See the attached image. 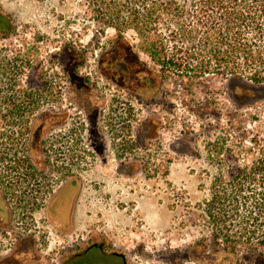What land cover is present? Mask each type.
I'll return each instance as SVG.
<instances>
[{"label":"flooded vegetation","instance_id":"af4514ba","mask_svg":"<svg viewBox=\"0 0 264 264\" xmlns=\"http://www.w3.org/2000/svg\"><path fill=\"white\" fill-rule=\"evenodd\" d=\"M13 33L0 9V264H143L95 224L93 204L106 179L157 152L166 73L122 34L91 38L71 63L59 46L49 68L41 40L19 54ZM244 257L264 264L263 250Z\"/></svg>","mask_w":264,"mask_h":264},{"label":"rangeland","instance_id":"374dc122","mask_svg":"<svg viewBox=\"0 0 264 264\" xmlns=\"http://www.w3.org/2000/svg\"><path fill=\"white\" fill-rule=\"evenodd\" d=\"M0 9L13 21V51L35 52L33 45L41 40L49 68V54L59 46L71 63L80 60L78 53L91 38L122 34L142 62L162 70L135 31L119 33L96 21L90 0H0ZM88 56L92 59V52ZM165 73L172 107L161 114L169 128L161 129L162 141L146 167H128L96 191L93 221L138 252L143 264H250L244 256L264 249H224L222 239H214L217 223L231 231L239 221L229 206L212 222L206 205L237 167H254L253 159L264 155V83ZM225 186L231 200V185ZM178 253L186 258L177 261Z\"/></svg>","mask_w":264,"mask_h":264},{"label":"trees","instance_id":"16d2710c","mask_svg":"<svg viewBox=\"0 0 264 264\" xmlns=\"http://www.w3.org/2000/svg\"><path fill=\"white\" fill-rule=\"evenodd\" d=\"M90 7L100 24L119 33L135 31L143 51L164 72L264 83V0H90ZM252 164L237 167L223 181L231 185V200L223 185L206 205L212 222L229 206L239 221L231 231L217 223L213 233L232 252L264 249V155Z\"/></svg>","mask_w":264,"mask_h":264}]
</instances>
